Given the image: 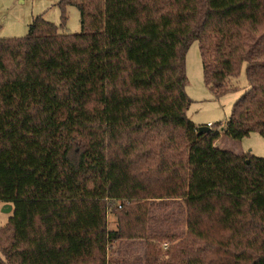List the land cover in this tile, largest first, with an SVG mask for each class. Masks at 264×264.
I'll return each mask as SVG.
<instances>
[{
  "label": "trees",
  "instance_id": "16d2710c",
  "mask_svg": "<svg viewBox=\"0 0 264 264\" xmlns=\"http://www.w3.org/2000/svg\"><path fill=\"white\" fill-rule=\"evenodd\" d=\"M68 6L79 34L59 33ZM58 7L0 40V264H129L108 255L123 241L142 264H264V158L215 147L264 140V0ZM193 42L215 97L242 66L248 84L207 132L186 117Z\"/></svg>",
  "mask_w": 264,
  "mask_h": 264
},
{
  "label": "rangeland",
  "instance_id": "374dc122",
  "mask_svg": "<svg viewBox=\"0 0 264 264\" xmlns=\"http://www.w3.org/2000/svg\"><path fill=\"white\" fill-rule=\"evenodd\" d=\"M62 0H0V40L18 39L27 35L28 26L36 17L59 26L61 12L58 3ZM66 22L64 29L59 33L76 35L80 33V16L76 8H65ZM187 85L185 93L190 100L186 117L194 125L205 127L209 124L224 125L230 116L234 102L247 89L245 67L242 66L239 75L227 82L229 91L223 96L215 97L204 84L201 58L198 52V43L193 42L185 57ZM214 129V128H213ZM215 147L235 155L250 154L255 158H264V140L257 133L235 141L222 136ZM6 204L0 202V227L5 225L12 216V209L8 212ZM107 228H115V218L109 213ZM164 246V245H163ZM144 242H118L108 252L109 258L118 259L129 264H142Z\"/></svg>",
  "mask_w": 264,
  "mask_h": 264
},
{
  "label": "water",
  "instance_id": "95a60500",
  "mask_svg": "<svg viewBox=\"0 0 264 264\" xmlns=\"http://www.w3.org/2000/svg\"><path fill=\"white\" fill-rule=\"evenodd\" d=\"M209 130V128L208 127H200L199 128V132H207ZM7 206H9V205H7ZM10 209H11V207H8V209H7V211L9 212L10 211Z\"/></svg>",
  "mask_w": 264,
  "mask_h": 264
},
{
  "label": "built area",
  "instance_id": "2783aa9c",
  "mask_svg": "<svg viewBox=\"0 0 264 264\" xmlns=\"http://www.w3.org/2000/svg\"><path fill=\"white\" fill-rule=\"evenodd\" d=\"M206 127L208 128H212L213 126L211 124H208Z\"/></svg>",
  "mask_w": 264,
  "mask_h": 264
},
{
  "label": "crops",
  "instance_id": "0c3cea01",
  "mask_svg": "<svg viewBox=\"0 0 264 264\" xmlns=\"http://www.w3.org/2000/svg\"><path fill=\"white\" fill-rule=\"evenodd\" d=\"M209 124V123H208Z\"/></svg>",
  "mask_w": 264,
  "mask_h": 264
}]
</instances>
